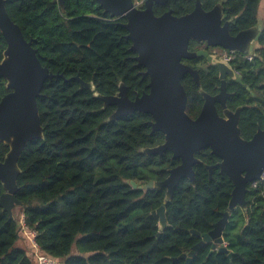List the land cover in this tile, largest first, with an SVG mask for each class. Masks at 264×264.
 Returning <instances> with one entry per match:
<instances>
[{"label":"trees","instance_id":"obj_1","mask_svg":"<svg viewBox=\"0 0 264 264\" xmlns=\"http://www.w3.org/2000/svg\"><path fill=\"white\" fill-rule=\"evenodd\" d=\"M209 11L222 3L226 19L234 18L232 32L259 24L264 0H201ZM196 0H171L168 8L176 16L192 12ZM7 11L20 26L27 41L38 50L41 64L65 78L47 80L37 99L44 139L28 143L19 159L21 174L17 198L25 225L36 233L38 249L19 248L22 218L12 219L0 206V264H38L37 254L60 264H264V184L248 185V209L237 207L223 232L228 253L202 247L190 253L228 211L233 182L219 168L210 179L206 166L218 161L209 149L196 153V186L182 179L173 198L166 202L167 189L139 190L128 183L162 182L178 167L179 158L170 151L147 155L143 149L165 142L161 132L152 133L146 113L110 121L115 106L89 89H81L76 76L93 82L96 92L114 96L120 83L128 96L149 92L121 25L104 13L95 0H65L63 11L56 0H6ZM155 9V15H159ZM264 16V15H263ZM252 60L237 54L233 66L254 97L238 85L234 105L245 106L240 121L241 136L250 140L258 124L264 130V18ZM7 43L0 35V63ZM248 56V55H247ZM183 85L192 106L201 100L194 83ZM203 87L206 88L203 83ZM10 91L0 80V102ZM9 147L0 143V159ZM4 189L0 182V196ZM166 207V227L153 213ZM20 222V227L17 224ZM159 235V236H158Z\"/></svg>","mask_w":264,"mask_h":264},{"label":"water","instance_id":"obj_2","mask_svg":"<svg viewBox=\"0 0 264 264\" xmlns=\"http://www.w3.org/2000/svg\"><path fill=\"white\" fill-rule=\"evenodd\" d=\"M56 1H59L64 11L65 0ZM95 1L104 9L105 14L115 19H126L127 22L121 25L128 31L127 39L132 42L131 50L137 54V65L146 69L143 77H150L149 92L132 101L128 97L127 87L120 83L116 95L103 96L96 92L93 82H85L80 76L75 79L80 83L81 89L94 92L95 97L104 102L105 109L109 106L116 107L110 121H117L137 112L151 115L153 120L149 125L152 133L161 132L165 136V142L154 148L143 149L142 153L161 156L170 151L174 158L181 160V164L170 170L169 176L162 182L150 181L145 185H138L134 181L128 183L133 189L145 191L167 189L165 203H168L182 179H188L196 186L194 167L203 163L195 154L202 149H210L211 154L221 160L214 167L206 166L210 179L213 178L215 167L226 174L234 184L232 199L228 211L210 233L201 235L198 231L191 230L193 235L202 240L190 253L180 258L187 259L190 263L196 253L207 244L212 245L211 253H228L232 257L223 232L231 212L237 207L248 209V185L261 181L264 171V130L258 129L250 140L242 138L239 127L242 108L236 113L225 110L224 117H220L214 102L221 101L225 107L222 100L224 86L219 96L210 98L201 89L198 72L184 66L181 59L206 55L204 52L189 53L188 45L191 40L206 41L209 45L220 46L233 53L252 55L254 45L261 36L262 23L233 37L229 34V22L222 26V3L205 11L201 0H196L195 9L188 14L175 16L169 11L158 17L154 14L153 5H164L169 0H147L144 10L138 7L135 0ZM1 34L6 40L7 48L0 63V80L6 81V88L10 92L0 102V143L9 147L4 160L0 159V182L4 189L0 196V206L15 219L13 210L22 205L16 196L22 172L19 159L28 143L44 139L37 99L47 80L65 77L63 74H53L41 64L38 50L33 47L32 41L25 39L20 26L10 17L6 0H0ZM188 73L195 79L201 89L200 94L206 99L205 106L196 119H192L186 112L188 97L182 78ZM165 211L166 207L163 205L153 213L160 218L161 230L167 224ZM17 224L21 226L18 221Z\"/></svg>","mask_w":264,"mask_h":264},{"label":"flooded vegetation","instance_id":"obj_3","mask_svg":"<svg viewBox=\"0 0 264 264\" xmlns=\"http://www.w3.org/2000/svg\"><path fill=\"white\" fill-rule=\"evenodd\" d=\"M146 1L147 0H135L136 4L138 5V7L141 10L146 9V6H145L146 5ZM170 1L171 0H169L164 5L154 4L153 5L154 14H155V9H156L157 12H160L159 15H156L158 17L164 15L165 13H167L169 11H171L172 14L175 15L173 9L168 8V4H169ZM223 12H224V9H223ZM233 21H234V18H231V19L227 20L225 15H223L222 26H224L226 23L229 22V34L231 36L236 37L239 33L248 30V29L239 30L236 33H233L232 32V23H233ZM259 24H260V22H259ZM256 44L257 43H255L253 49H255ZM188 51H189V53H194V54H198L200 52H204L206 54L205 56H202V57L197 56V57H195L193 59L182 58L181 59V63L184 66L189 67V68L193 69L194 71L198 72V75L200 77L201 89L204 92H206L210 96V98H216L217 96H219L222 93V87L224 86V96H223L222 100L224 102L225 107H223V104L221 103V101L214 102V107H215L218 115L220 117H224L225 110H228V111H230L232 113H236L239 108H242L241 109V117H242V112H243L245 106L234 105L233 103H231L232 99L236 95V92H234L233 90H235V89L237 90L238 89V85H242L243 88L246 91L250 92L254 97L257 96V93L256 94L253 93L251 91L250 87H248L246 84L243 83L241 74L238 71H236V69L233 66V61L237 57L238 53H233V52H231V51H229V50H227V49H225L223 47H220V46L209 45L206 41H197V40H191L190 41V43L188 45ZM242 55H244V54H242ZM245 56L247 57V55H245ZM139 68L142 69L140 71V75L142 77L141 80L142 81H147L148 85H149L150 77L149 76L143 77V75H142L146 71V69L144 67H139ZM233 74H234V76H233ZM183 81H186L188 84L194 83L196 85L197 89H198L197 90L198 94L201 96V100L195 102L192 105L194 107V111H196L197 107L200 108L199 111L197 113H195V114H192V113L189 114V112H188V110H189V105H188L189 104V99H188V102H187V108H186L187 114L192 119H196L201 114V112H202V110H203V108L205 106L206 99H204V97L200 94V90L201 89L196 84V81L192 77L191 74H189V73L185 74L183 76V78H182V84H183ZM203 83L205 84L206 88L203 87ZM183 87H184V85H183ZM184 89H185V87H184ZM144 93H148V92H144ZM142 95H140L138 92H136V95H135L134 99H131L129 96L128 97H129L130 100L134 101L137 98V96L141 97ZM187 97H188V95H187ZM241 117H240V121H241ZM258 129H262L259 124H258ZM258 129H257V131H258ZM202 150H204V149H202ZM201 151H199V152H201ZM210 153H211V150H210ZM195 157H196V154H195ZM200 161H202V160H200ZM220 162H221V160L218 158V161L212 167L216 166ZM215 168H217V167H215ZM220 173H221V171H220ZM207 245H210V244H207Z\"/></svg>","mask_w":264,"mask_h":264},{"label":"built area","instance_id":"obj_4","mask_svg":"<svg viewBox=\"0 0 264 264\" xmlns=\"http://www.w3.org/2000/svg\"><path fill=\"white\" fill-rule=\"evenodd\" d=\"M253 56L252 55H248L247 56V59L248 60H252ZM258 184H264V171L261 175V181H257L255 183L252 184L253 187H257ZM21 225L23 227V230L26 231V233L30 236L31 238V242H32V245L35 249H38V245L35 241V237H36V233L34 231H31L27 228V226L25 225V220H24V216H22V222H21ZM37 261H38V264H60L58 262H55L51 259H49L48 257L46 256H43V255H40V254H37Z\"/></svg>","mask_w":264,"mask_h":264},{"label":"rangeland","instance_id":"obj_5","mask_svg":"<svg viewBox=\"0 0 264 264\" xmlns=\"http://www.w3.org/2000/svg\"><path fill=\"white\" fill-rule=\"evenodd\" d=\"M13 213H14L15 218H22V216H23L20 206H16L15 209L13 210ZM17 247L26 248V249L28 248L30 250L29 251L30 254H31V249L32 248L34 249L30 236L24 230L22 232V236L20 238V241L17 244Z\"/></svg>","mask_w":264,"mask_h":264},{"label":"crops","instance_id":"obj_6","mask_svg":"<svg viewBox=\"0 0 264 264\" xmlns=\"http://www.w3.org/2000/svg\"><path fill=\"white\" fill-rule=\"evenodd\" d=\"M263 15H264L263 12H261V13H260V17H259V18H260V23L263 21V18H264Z\"/></svg>","mask_w":264,"mask_h":264}]
</instances>
